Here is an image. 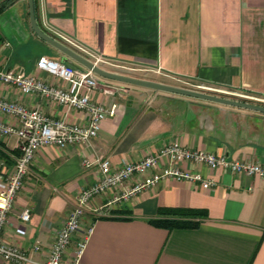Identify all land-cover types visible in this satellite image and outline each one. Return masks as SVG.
Here are the masks:
<instances>
[{"label":"crops","instance_id":"1","mask_svg":"<svg viewBox=\"0 0 264 264\" xmlns=\"http://www.w3.org/2000/svg\"><path fill=\"white\" fill-rule=\"evenodd\" d=\"M35 13L45 32L72 39L76 45L58 37L81 55H103L108 61L100 66L108 71L264 105V0H35ZM43 56L86 68L40 38L29 0H16L0 15V68L68 88L66 80L37 68ZM96 77L93 101L116 104L115 115L102 121L89 144L41 147L8 213L3 240L35 261L49 257L80 192L98 181V157L122 166L177 141L264 165V113ZM0 97L70 123L90 120L85 110L15 85L0 82ZM0 118L20 125L16 116ZM20 152L17 137L0 135V178L14 171ZM186 167L216 184L205 189L200 181L167 177L129 197H121L123 188L109 189L91 201L65 262L93 224L79 264H264V178L223 166ZM152 173L122 187L130 190ZM161 207L196 208L207 216L199 227L169 230L150 221ZM25 208L32 211L27 222L20 217ZM0 264L33 263L0 258Z\"/></svg>","mask_w":264,"mask_h":264},{"label":"built area","instance_id":"2","mask_svg":"<svg viewBox=\"0 0 264 264\" xmlns=\"http://www.w3.org/2000/svg\"><path fill=\"white\" fill-rule=\"evenodd\" d=\"M55 35L58 40L63 39L76 45L72 39L61 33ZM87 56L84 57L99 66L108 61L103 55L93 51H88ZM37 68L66 80L69 87L49 85L34 74L15 73L1 68L0 82L15 85L26 94L41 93L52 101L85 110L90 120L87 124L70 123L65 119L48 117L39 109L30 110L16 101L0 97V113L16 116L20 120V125L15 126L0 118V135L5 138L17 137L21 150L20 155L16 158L14 171L9 176L0 178V258L4 261L33 264H79L88 237L93 231V224H89L85 229L73 258L69 262H65L64 256L71 246L75 234L82 229L83 216L90 209L91 201L96 196L109 189L123 188L121 197H129L167 177L181 181H200L205 189L216 184L213 179L204 177L202 173L188 169L186 167L188 163L204 164L211 170L223 166L233 173H242L248 176L260 175L264 178V165L259 162L231 159L226 155H217L205 150H192L177 141L170 142L159 152L152 153L141 160L124 162L122 166L114 167L109 160L98 157L95 161L100 168L98 181L80 192L77 203L57 233L49 257L45 261H35L20 246L3 240L2 232L8 222V213L23 186L24 177L30 169L36 152L47 144H54L60 148L70 144H89L99 134L102 121L108 116H114L117 108L116 104L107 108L93 101L92 95L99 83L97 74L92 70L80 69L72 64L45 56L39 58ZM244 97L248 98L249 96L244 95ZM249 99L257 101L253 97H249ZM164 160L167 162L165 166L162 164ZM85 163L88 166L91 165L89 161ZM183 164L185 167H181ZM158 169L160 170L156 171ZM151 171L152 175L137 182L130 190L122 187L123 183L133 176H143ZM119 199L120 197H115V200ZM20 217L24 222L29 221L32 217L31 209L25 208ZM39 248L37 244L35 249Z\"/></svg>","mask_w":264,"mask_h":264},{"label":"water","instance_id":"3","mask_svg":"<svg viewBox=\"0 0 264 264\" xmlns=\"http://www.w3.org/2000/svg\"><path fill=\"white\" fill-rule=\"evenodd\" d=\"M29 14H30V21L31 26L34 32L43 40L48 42L50 45L58 49L62 52L67 58L74 60L75 62L79 63L80 65L92 70L98 76L110 78L113 80H117L124 83L134 84L141 87L151 88L157 91H164V92H171L176 93L184 96H189L201 100H207L211 102H216L219 104L241 107L246 109H251L254 111L264 113V105L243 101V100H236L233 98H228L220 95H215L212 93L174 86L170 84H165L153 80H147L142 78H136L130 75H125L117 72H112L104 69L103 67L96 65L94 62L89 60L88 58L84 57L76 50L72 49L71 47L67 46L63 42L59 41L58 39L52 37L49 33L45 32L37 22L36 13H35V0H29Z\"/></svg>","mask_w":264,"mask_h":264},{"label":"trees","instance_id":"4","mask_svg":"<svg viewBox=\"0 0 264 264\" xmlns=\"http://www.w3.org/2000/svg\"><path fill=\"white\" fill-rule=\"evenodd\" d=\"M16 0H1L0 15ZM207 216L205 210L184 207H161L158 216L151 219V223L156 226L164 227L169 230L175 228H196L201 221Z\"/></svg>","mask_w":264,"mask_h":264}]
</instances>
